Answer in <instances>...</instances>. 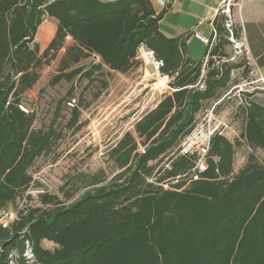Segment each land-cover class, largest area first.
Here are the masks:
<instances>
[{
	"label": "trees",
	"instance_id": "obj_1",
	"mask_svg": "<svg viewBox=\"0 0 264 264\" xmlns=\"http://www.w3.org/2000/svg\"><path fill=\"white\" fill-rule=\"evenodd\" d=\"M45 17L57 20L56 31L38 55L33 40ZM159 19L150 0H0V211L26 192L34 160L61 137L54 122L34 129V114L20 105L67 36L73 42L51 84L92 82L103 65L125 73L139 45L154 51L163 63L161 74L171 78V91L108 150L118 170L109 180L102 171L84 177L86 189L76 198L81 186L60 187L63 199L38 193V205L18 209L6 226L0 221V264H264V106L246 100L240 133L262 158L250 153L234 172L240 142L215 132L205 170L194 169L199 155L181 153V142L204 103L228 89L234 65L211 59L203 67V60L186 54L182 41L161 32ZM224 20L220 25L213 20L219 37ZM92 54L98 63L81 64ZM211 54L226 56L220 42ZM73 89L60 100L71 99ZM79 113L73 104L68 128H79ZM26 243L32 261L24 256Z\"/></svg>",
	"mask_w": 264,
	"mask_h": 264
},
{
	"label": "rangeland",
	"instance_id": "obj_2",
	"mask_svg": "<svg viewBox=\"0 0 264 264\" xmlns=\"http://www.w3.org/2000/svg\"><path fill=\"white\" fill-rule=\"evenodd\" d=\"M39 43L47 42L45 38H39ZM62 52L60 50L48 65L39 69L38 81L24 92L20 105L26 112L34 114V129L46 130L54 122L53 128L61 133V137L49 152L34 160L29 169L33 181L14 205L0 211V220L3 222L8 223L14 219L17 210L22 207L38 205V193L56 194L63 199L60 187L72 190L75 186H81L74 194L76 198L86 189L82 187L84 177L89 180L95 173L102 171V176L106 181L109 180L118 170L109 158L108 150L126 131L133 133L134 122L139 116L171 91V78L154 73L153 67L140 59H135L133 67L125 73L103 65L92 75V82H88L87 78H75L71 82L60 80L51 84L50 80L57 73ZM99 61V57L92 54L83 59L81 64L87 67ZM231 62L234 61L228 63ZM232 78L230 86L226 91H221L218 100L211 99L204 103L197 114L194 128L181 142V153L198 151L201 155L204 154L202 149L205 148L206 137L215 129L231 141L238 139L240 142L235 148L233 159V169L236 172L245 164L250 153L260 159L263 152L250 148L240 138L244 125L243 106L245 100H252L249 97L252 92H246L248 85L243 86V89L239 88V83L242 82L240 75L234 74ZM71 85H74L71 99L60 100L68 95ZM58 101L61 105L57 113ZM77 103L80 111L79 128H68L70 109ZM142 149L143 146L139 144V151ZM43 246L52 245L44 241Z\"/></svg>",
	"mask_w": 264,
	"mask_h": 264
},
{
	"label": "crops",
	"instance_id": "obj_3",
	"mask_svg": "<svg viewBox=\"0 0 264 264\" xmlns=\"http://www.w3.org/2000/svg\"><path fill=\"white\" fill-rule=\"evenodd\" d=\"M150 1L155 13L160 15L158 23L161 32L167 37H175L182 41L185 52L191 59L204 60V58L207 57V62L212 59L215 65H219V63H222L219 56L211 54V50L215 48L219 42L221 43L222 51L226 54L224 57L232 53V44L222 25L221 32L219 33L220 37L217 35L218 41L210 51L208 47L194 35V32H198L208 38L212 36V29H215L213 20H215L216 24L220 25L222 20L226 17L224 12L226 7L225 0ZM229 12L233 19V29L235 30L237 39L242 40L249 51L247 63L244 57L238 58L231 63L226 62L227 65H234V67L231 68L230 83L232 82V75L234 74L241 76L242 82L239 83L240 85L257 76L263 77L264 81V0H232V3L229 5ZM56 25L57 20L54 17H45L37 26L33 41L38 45V55H41L54 36ZM39 38H45L47 43H39ZM72 42L70 36L65 38L64 45L60 49L63 50L60 59L66 47L72 44ZM206 63L203 62V67L207 65ZM250 70L253 71V74L250 73ZM203 73L204 70H202L201 76ZM258 84L261 86L260 83ZM249 97H252L253 102L264 106L263 88L259 87L253 90Z\"/></svg>",
	"mask_w": 264,
	"mask_h": 264
},
{
	"label": "built area",
	"instance_id": "obj_4",
	"mask_svg": "<svg viewBox=\"0 0 264 264\" xmlns=\"http://www.w3.org/2000/svg\"><path fill=\"white\" fill-rule=\"evenodd\" d=\"M225 2H226V7L224 9V12L226 14V17H225L223 25H224L226 32L228 33V39L232 44V53L227 57L221 58V62L236 61L238 58L244 57L247 60L246 61V63H247L248 59H249L248 48L245 46V44L243 43L242 40L237 39L233 36V19H232V16L230 15V12H229V5L232 3V0H225ZM194 35L197 37V39H199L201 42H203L208 47L209 51H210V49H212L216 45V43L218 41L217 31L214 28L212 29V36L210 38H208V37H206V36H204L198 32H194ZM135 59L143 60V62H145L147 65H151L153 67L154 73L161 74L160 67H162L163 63H162V60L156 58L153 50L146 48L144 45H139ZM203 62L204 63L207 62V57L204 58ZM250 73L253 74V71L250 70ZM258 83H260L261 86H259ZM196 85L200 89H202L204 87V83L201 80H199ZM246 85L249 86L248 88L245 89L246 92H252L253 90H255L259 87L264 89L263 77L257 76L248 82L242 83L239 88L243 89V86H246ZM250 86H252V87H250ZM245 102H246V100H245ZM23 110L25 111V109H23ZM202 131L203 130L201 129V132ZM215 132H219V131H216L215 129H213L210 133H208V135L206 137L205 148L202 149L204 154L201 155L197 151L199 157L196 161L194 169H196L198 172H202L206 168L204 156H205V153L208 149L209 138ZM193 177L197 178L196 175H193ZM1 222H2L3 226H6L8 224V223L3 222V221H1ZM24 256L30 261L33 260V252H32L31 246L28 243H26V249L24 252Z\"/></svg>",
	"mask_w": 264,
	"mask_h": 264
},
{
	"label": "bare ground",
	"instance_id": "obj_5",
	"mask_svg": "<svg viewBox=\"0 0 264 264\" xmlns=\"http://www.w3.org/2000/svg\"><path fill=\"white\" fill-rule=\"evenodd\" d=\"M163 77H165V76H163ZM165 78L167 79V77H165ZM165 78L162 79V85H164Z\"/></svg>",
	"mask_w": 264,
	"mask_h": 264
}]
</instances>
